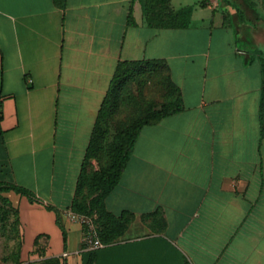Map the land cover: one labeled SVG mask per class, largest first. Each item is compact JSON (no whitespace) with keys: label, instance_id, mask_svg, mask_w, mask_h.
I'll list each match as a JSON object with an SVG mask.
<instances>
[{"label":"crops","instance_id":"1","mask_svg":"<svg viewBox=\"0 0 264 264\" xmlns=\"http://www.w3.org/2000/svg\"><path fill=\"white\" fill-rule=\"evenodd\" d=\"M231 3L171 0L193 7L187 25L153 29L139 3L128 24L130 0H66L63 10L0 0V183L33 194H4L17 210L19 264H264L261 74L257 54L236 48L264 39V22L251 35ZM152 61L183 108L142 127L103 199L119 237L88 249L67 213L99 109L119 63ZM141 92L159 102L149 85Z\"/></svg>","mask_w":264,"mask_h":264},{"label":"trees","instance_id":"2","mask_svg":"<svg viewBox=\"0 0 264 264\" xmlns=\"http://www.w3.org/2000/svg\"><path fill=\"white\" fill-rule=\"evenodd\" d=\"M52 3L59 10L66 7V0H52ZM135 3L141 6L146 25L153 29L185 26L193 11L192 6L172 10L171 0H130L128 24L132 19L131 5ZM205 4L206 1H201L198 6L203 7ZM257 60L261 74L258 124L260 137L264 140V53L257 54ZM165 73L162 61L119 63L115 68L109 91L99 109L81 166L75 200L70 210L88 217H93L94 213L97 215L94 223L101 243H110L119 237V233L115 235L118 232L115 230L117 225L107 220L110 217L103 209V199L118 183L140 130L159 119L178 113L183 108L178 89ZM132 85L137 86V97L132 92ZM148 85L154 94L158 92L159 102L155 97L148 99L143 96L141 88L146 89ZM129 105L130 112L125 120L114 122L117 114L123 110L122 107ZM136 105L139 106L137 109ZM111 128L113 132L110 133ZM92 160L96 162V169L91 164ZM10 191L32 200L33 194L30 191L6 183H0V200L9 203L4 194ZM14 213L18 227L16 209ZM42 264L59 263L52 259Z\"/></svg>","mask_w":264,"mask_h":264},{"label":"rangeland","instance_id":"3","mask_svg":"<svg viewBox=\"0 0 264 264\" xmlns=\"http://www.w3.org/2000/svg\"><path fill=\"white\" fill-rule=\"evenodd\" d=\"M198 0H190V2H197ZM232 7L239 11V16L241 17V23L243 25L250 27V32L252 35L253 30L258 31V23L256 19L263 17L264 22V0H231ZM189 2V1H188ZM230 7V8H232ZM227 10L229 8L224 6ZM245 10H250L251 16H247ZM260 16V17H259ZM257 17V18H256ZM256 27V29H255ZM250 35V36H251ZM215 34L212 40L211 50L213 51ZM259 41L253 42L252 38H245V40H240L236 42V48L242 50L246 48L250 51H254L256 54L264 53V39L259 35ZM6 197V196H4ZM9 201V199H8ZM15 208L12 206L11 202H3L0 200V264H19L18 257V246L20 243V237L17 231L16 216L14 213Z\"/></svg>","mask_w":264,"mask_h":264},{"label":"built area","instance_id":"4","mask_svg":"<svg viewBox=\"0 0 264 264\" xmlns=\"http://www.w3.org/2000/svg\"><path fill=\"white\" fill-rule=\"evenodd\" d=\"M68 218L70 219V221L75 222V223H79L81 224L84 228H85V237H84V242L85 245L88 249H95L98 246H100V243L97 239L96 236V232L92 223V220L86 216V215H82V214H77L74 213L72 211H69L67 213Z\"/></svg>","mask_w":264,"mask_h":264}]
</instances>
